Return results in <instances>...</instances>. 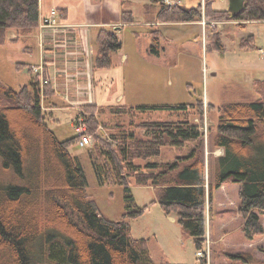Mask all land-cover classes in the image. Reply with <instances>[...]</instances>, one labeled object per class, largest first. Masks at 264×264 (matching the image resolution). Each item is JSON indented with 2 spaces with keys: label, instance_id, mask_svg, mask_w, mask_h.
Masks as SVG:
<instances>
[{
  "label": "trees",
  "instance_id": "trees-1",
  "mask_svg": "<svg viewBox=\"0 0 264 264\" xmlns=\"http://www.w3.org/2000/svg\"><path fill=\"white\" fill-rule=\"evenodd\" d=\"M151 1L159 4V17L165 20L194 21L202 16L199 8ZM206 10L212 19L226 14L235 20L264 19V0H246L236 14L214 9L212 1L207 2ZM39 19V0H0V44L8 41L9 29L19 35L33 33ZM122 20L133 22V12L123 9ZM97 45L95 67H110L111 54L122 48L121 39L115 31L102 29ZM152 47L160 52L157 43ZM18 65L32 68L25 62ZM34 77L31 87L20 89L0 80V264H186L155 262L150 239L133 235L128 218L139 217L146 206L128 210L115 220L102 213L88 193L89 181L81 160L69 149L74 137L60 139L48 121L50 116L41 99L53 89L42 86L39 75ZM97 106L83 104L86 109ZM159 108L181 111L188 104L137 106L140 110ZM91 119L97 123L93 114ZM16 121L23 125L17 126ZM141 126L147 129L145 138L137 136L132 127L120 132L116 145L98 136L90 153L100 184L119 183L130 191L128 175L134 170L139 184L160 186L161 207L177 215V222L193 236L199 250L207 242L208 194L211 197L224 183H239L244 236L251 241L264 235V99L222 108L215 142L224 147L225 154L209 186L204 162L198 157L204 140L199 124L180 119L148 121ZM189 140L198 143L189 154L171 162H148L150 172H139L136 159H149L161 154L165 145L182 146ZM228 257L256 264L245 254L230 253Z\"/></svg>",
  "mask_w": 264,
  "mask_h": 264
},
{
  "label": "rangeland",
  "instance_id": "rangeland-1",
  "mask_svg": "<svg viewBox=\"0 0 264 264\" xmlns=\"http://www.w3.org/2000/svg\"><path fill=\"white\" fill-rule=\"evenodd\" d=\"M124 1L125 9H134L136 17L141 18L143 6L150 0ZM173 1H177L178 6L199 8L202 16L194 21L165 20L164 17H159V4L150 1V7L143 9L145 17L149 19L145 29L142 30L143 28L137 25L132 26V30L142 31V34L140 33L137 43L134 37L128 44L129 59L122 63L120 56L114 55L113 58L111 56L110 67L96 68L94 65V71L83 74L88 82L80 97L90 98L97 93L99 106L96 108H84L86 100L85 103H78L79 106L75 108L65 109L66 106H63L68 105L67 102H71L68 101L71 95L76 94V91L71 92L70 86L77 82L79 75L66 74V70L63 71L66 82L63 88L64 78L57 81V76L55 78V74L50 72L49 66L41 67L42 63L35 65L29 63L32 69L18 65L22 61L28 63L29 60L40 59L38 52L30 55L25 49V46L34 44L35 39L31 38L30 34L19 35L15 29H9L8 41L0 44V80L15 89H20L25 85L31 87L34 76L39 75L42 86L46 88L51 85L53 93L42 96L43 108L48 111L50 116L48 121L60 139L74 137L69 149L72 155L79 157L85 168L90 197L97 202L102 213L112 220L120 219L128 210L146 206L145 213L136 218H128V221L132 225L135 237L150 239L149 244L155 262L244 264L241 261H232L228 257L230 253H241L252 256L256 264H264V235L256 236L251 241L247 240L242 231L243 224L238 231L243 237L234 240L238 242L236 247H230L229 244L224 247L225 235H218L212 229L213 223L217 225L215 221L221 207L214 204L210 198V202H207L211 214L208 212L206 214L209 255L199 258L193 236L178 222L172 220L161 207L160 186L151 183L139 184L137 173L131 170L128 175L131 189L128 191L119 183L100 184L94 172L90 149L95 147L98 136L116 145L120 132L124 129L129 130L133 127L137 136L145 138L147 129L141 126L145 122H174L185 119L199 124L204 132L198 157L204 162L209 186V181H215L220 159L225 154L224 147L216 145L215 142L219 133L222 108L230 103L264 99V19L235 20L227 14L220 19H212L206 10V4L211 0H206L203 4L200 3L201 0ZM229 4V0L217 2L221 10L228 11ZM16 38L17 41L12 40ZM132 42L143 50L141 52L133 50ZM153 43H157L159 53L153 51ZM36 67H39L40 72L36 71ZM51 76L56 79V89L53 88ZM42 77L49 82L43 83ZM121 94L123 97L118 100ZM77 96L79 97V93ZM184 102L188 104V108L181 111L160 108L137 109L138 105ZM124 105L126 108L122 107ZM92 114L97 123L91 121ZM17 115L16 113L14 116ZM80 117L85 118L87 126V135L82 137L76 130ZM87 118L90 123L86 121ZM15 120H20V117H16ZM16 123L17 126L23 125L22 121ZM197 145L195 140L186 141L182 146L165 145L161 149V154L149 159L138 158L135 162L140 166L139 172H150L146 166L148 162H171L179 156L189 154ZM6 178L8 177L3 180ZM222 186L224 189L221 192L225 200L221 202L225 203L226 198L231 197L235 204L229 205L227 209L237 211L240 205L241 185L228 182L220 187ZM128 195H132L133 198H128ZM177 218L176 215V220ZM262 221L264 223V215ZM237 225L239 224L235 223V226ZM214 253L217 255H214L215 261L212 263L210 260L213 259Z\"/></svg>",
  "mask_w": 264,
  "mask_h": 264
},
{
  "label": "crops",
  "instance_id": "crops-1",
  "mask_svg": "<svg viewBox=\"0 0 264 264\" xmlns=\"http://www.w3.org/2000/svg\"><path fill=\"white\" fill-rule=\"evenodd\" d=\"M150 1L143 6L141 18L136 17L134 9H128L133 12L136 19L133 22L125 23L122 20V11L126 8L124 0H39V26L33 33L30 34L31 38L35 39V42L34 44L25 46V49L30 53V55L38 52L40 61L29 60L28 64L32 63L35 65L42 63L41 67L44 65H46V67L49 66L50 72L55 74V78L57 76V81H59V78H64V81L62 80L63 88L66 86L65 77L63 75L64 73H62L63 71L66 70V74L79 75V77H77L79 78L77 79V82L74 84L72 83L70 86L71 92L74 93L76 91V94L71 95L70 100H68L71 102H67L68 105H63L66 106L65 109L75 108V106H79L78 103L84 102V100H86L87 103H95L99 105L97 93H95L94 96L91 95L90 98L88 96H85L84 98L80 97L81 91L87 86L88 82L86 79L87 77L85 78V75L83 74H87L89 71L95 69L94 59L98 51L97 36L102 29L115 31L122 41V48L113 52L111 56L112 58L114 55L120 56L121 62H126L129 59V53L127 51L128 44L134 37L136 42L142 34V31L132 30V26L137 25L142 27V30L145 29L144 27L148 23L149 19L146 18L147 16L145 17L143 9L150 7ZM201 1L202 3H206V0ZM211 1L214 9H222L217 6L218 0ZM192 7L195 6H191V8ZM53 8L58 9L61 21L56 25V27H45L42 25V20L44 16L48 15ZM120 34H122V36ZM26 36H28V34H26ZM132 48L136 52H141L143 50V48L141 49L139 45H133V42ZM61 66L64 67L61 68ZM55 82L56 79L53 78V88H55ZM77 93H79V97L77 96ZM121 96L123 97V94L118 96V100H120ZM72 102L76 104H73ZM223 189L224 186L215 189L212 196H208L207 199L209 202L211 199L214 204L221 207L219 214H217V220L215 221L217 225H215L212 220V229L218 235H225V248L228 244L230 247H236L238 242H234V240L236 238L243 237V234L238 233V231L241 230V225L244 223V220L239 214V207L237 211L227 209L229 205L233 206L235 204L231 197L226 198L227 201L225 203L221 202L225 200V197L221 192ZM222 197L224 198L221 200ZM206 205L207 212L209 214L208 202ZM224 209L226 210L223 211ZM167 215L170 216L172 220L177 222L175 214ZM235 223H238L239 225L235 226ZM239 243L245 244V242ZM216 250L217 249L215 248L214 252H216ZM214 255L217 254L214 253L213 259L210 258L212 263L215 261Z\"/></svg>",
  "mask_w": 264,
  "mask_h": 264
},
{
  "label": "built area",
  "instance_id": "built-area-1",
  "mask_svg": "<svg viewBox=\"0 0 264 264\" xmlns=\"http://www.w3.org/2000/svg\"><path fill=\"white\" fill-rule=\"evenodd\" d=\"M163 3L167 6H172V5L174 6L175 4L177 5V1H173V0H163ZM59 21H60L59 11L58 9L53 8L48 15L44 16L42 20V25L47 27H55L59 23ZM35 69L36 71L40 72L39 67H36ZM41 72H43V70ZM48 82H49L48 79L43 80V83H48ZM76 130L78 131L80 137L87 135V126H86L85 118L82 119L80 117L76 125ZM82 144H84V142H82ZM209 244H210L209 241H207L204 247L198 250L197 254L199 258L207 257L209 255V251H208L210 249Z\"/></svg>",
  "mask_w": 264,
  "mask_h": 264
},
{
  "label": "water",
  "instance_id": "water-1",
  "mask_svg": "<svg viewBox=\"0 0 264 264\" xmlns=\"http://www.w3.org/2000/svg\"><path fill=\"white\" fill-rule=\"evenodd\" d=\"M230 4H229V8L228 10L232 13V14H236L238 13L240 10L243 9L246 0H229Z\"/></svg>",
  "mask_w": 264,
  "mask_h": 264
},
{
  "label": "flooded vegetation",
  "instance_id": "flooded-vegetation-1",
  "mask_svg": "<svg viewBox=\"0 0 264 264\" xmlns=\"http://www.w3.org/2000/svg\"><path fill=\"white\" fill-rule=\"evenodd\" d=\"M200 3L203 4L204 2L202 3V1H201Z\"/></svg>",
  "mask_w": 264,
  "mask_h": 264
}]
</instances>
